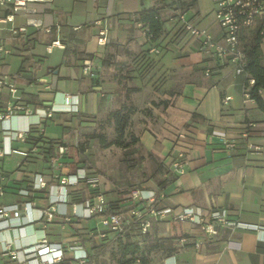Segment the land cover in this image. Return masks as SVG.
Segmentation results:
<instances>
[{
	"label": "crops",
	"instance_id": "1",
	"mask_svg": "<svg viewBox=\"0 0 264 264\" xmlns=\"http://www.w3.org/2000/svg\"><path fill=\"white\" fill-rule=\"evenodd\" d=\"M171 2L174 0L164 1ZM159 4V0H54L35 5L34 17L50 27V32L29 28L26 35L13 39L3 33L10 52L0 59V70L25 93L26 100L39 103L33 84L46 78L51 93L41 98L61 104L62 94L76 96L78 111L55 112L41 125L46 140H57L67 148L62 167L50 169L38 148L25 164L20 165V161L13 173L4 170L5 157L0 158V184L5 187L0 205L18 200L12 181L26 179L30 183L40 173L50 183L51 173L66 175L83 168L89 176L99 179L100 190L111 208H129L122 190L137 186L145 194L156 192V198L160 196L157 203L162 206L194 208L204 222L210 220L212 210H217L224 211L231 222L259 227H218L216 234L208 237L188 222L152 223L148 233L153 237L178 239L176 250L168 255L159 253L153 264H264V113L254 100L244 97L246 75L235 74L230 64L205 54L197 42L186 36L170 9L163 11V34L154 42L144 39L133 21L134 14ZM180 10L194 27L220 39L214 16L201 9L198 0L193 7ZM24 22L25 16L17 13L14 23L21 26ZM259 24L257 19L253 26ZM102 28L107 31L106 41L99 44L96 36ZM56 40L60 46L48 52L46 47ZM260 50L264 63V38ZM55 51L58 55L53 59ZM11 55L20 58L15 72L9 70L7 58ZM106 58L109 61L103 63ZM83 60L91 61L90 74H83ZM206 70L209 75H205ZM225 96L230 100L224 104ZM122 105L134 110L128 131L138 138V143L128 148H104L94 136L104 133L102 126L109 112ZM36 120V116L14 118L11 125L24 129ZM49 121L62 125L61 137L45 135ZM243 132L247 133L246 139L241 137ZM221 134L236 140L237 145L228 150ZM88 141L101 149L113 147L120 153L113 174L98 173L97 162H80L78 146L84 145L85 155ZM246 141L257 146L258 151L247 149ZM174 162L181 163V172L173 171ZM169 175L174 180L160 191L157 180ZM84 185L88 184L80 182L70 189ZM35 203L38 209L45 207L43 192L36 194ZM57 209L71 217L69 205L60 204ZM77 209L82 212L80 205ZM31 215L37 218L39 212L33 210ZM92 218L71 217L68 222L56 214L44 232L37 221L25 228L26 236L18 238L15 231L6 230L0 232V240L12 239L14 244H21L45 234L50 243L85 250L95 264V251L104 240L97 233L110 238V231L88 226L86 220ZM180 237L187 241L182 243ZM66 254L70 258L71 253Z\"/></svg>",
	"mask_w": 264,
	"mask_h": 264
},
{
	"label": "built area",
	"instance_id": "2",
	"mask_svg": "<svg viewBox=\"0 0 264 264\" xmlns=\"http://www.w3.org/2000/svg\"><path fill=\"white\" fill-rule=\"evenodd\" d=\"M54 0H0V59L10 51L6 46L3 33L7 34L8 39L16 38L19 35H26L29 28L33 30H42L50 32V27L42 25L40 18L34 17L36 14L35 5L39 3H52ZM214 9V22L218 26L221 37L219 40L207 32L205 29L194 27L186 19L185 13L176 8L173 13L183 26L188 38L197 42L201 50L210 58L217 59L220 62L228 63L233 67V72L237 75L244 73V59L239 45V36L242 28L252 26L255 21L260 20L262 33H264V0H212ZM21 12L25 16L23 25L18 26L15 22V16ZM99 23V21H97ZM140 27L141 24L137 23ZM58 28V26H56ZM106 28L98 31L97 42L103 44L106 41ZM142 36L144 35L141 33ZM59 41H53L46 47L48 52L53 47H59ZM92 64L90 60H83V74H90ZM209 75V70L205 71ZM254 81L249 78L244 83V97L253 100L250 97V89ZM34 93L40 98L39 103L34 105L25 98V93L18 89L10 79V76L0 70V158L18 154L23 160L20 165L25 164L27 158L36 151L33 147L29 151H20L12 147V142L24 143L31 126L39 127L41 132L42 122L49 119L55 112H77L76 96L62 94L63 102L56 104L54 100L41 98L44 93H51L48 80L39 78L33 84ZM264 95V91L260 92ZM230 100V96H225L222 102L225 104ZM36 116L37 120L29 124L24 129H18L11 125L14 118H27ZM241 137L246 139L247 133L243 132ZM220 139L228 150L237 145L236 140L227 139L223 134ZM246 148L258 151V147L245 142ZM68 155L67 148L58 145L52 155L47 160V165L53 171L62 167L61 159ZM173 171L181 172V163L172 164ZM52 182L48 183L40 173L34 175L33 180L27 188H20L16 191L18 200L8 204L0 205V232L13 230L18 238L26 236L25 228L32 226L39 221L42 226V232L47 225L51 223L56 214L70 221L71 217L78 219H87L97 217L99 222L107 227L110 232L123 235L133 224H136L138 234V244H142V237L148 232L152 223L164 220L172 224L191 223L198 227L200 233L208 237L216 234L218 227L241 228V229H259L258 226L248 225L241 222H231L227 219L224 211H211L209 221H203L198 212L192 207L172 208L162 206L157 203L160 196L156 198L157 193L149 191L145 194L140 188L127 189L124 193V199L129 203L128 211H115L107 203L104 194L100 191V182L96 176H89L85 169L76 168L72 173L62 175L51 173ZM80 182L87 183L95 193L81 203H72L68 193L70 188L76 187ZM43 191L46 199V205L42 209L36 208V192ZM5 194V188L0 184V197ZM144 204L140 206V204ZM69 205L71 217L66 212H59L58 205ZM137 204V206H136ZM81 206L80 212L77 206ZM33 210L39 212L37 218L31 215ZM100 239L105 238V234L98 232ZM182 243L186 238L180 240ZM0 254L7 256L8 264H60L66 253H71L70 258L74 264H93L90 256L83 249H77V246H67L61 243H50L45 234L39 239L21 244H14L13 240H0Z\"/></svg>",
	"mask_w": 264,
	"mask_h": 264
},
{
	"label": "trees",
	"instance_id": "3",
	"mask_svg": "<svg viewBox=\"0 0 264 264\" xmlns=\"http://www.w3.org/2000/svg\"><path fill=\"white\" fill-rule=\"evenodd\" d=\"M164 1L165 0H159V5L152 6L147 9H141L134 14L133 21L141 24L138 29L144 34L143 37L147 42H154L163 34L164 23L166 21L163 17L164 9H170L174 15L173 11L178 8L179 5L182 9H187L195 5V0H174V2H171L170 4H165ZM261 31L262 28L260 24L257 26L252 25L250 27L242 28L239 36V45L244 59V74L247 79L251 78L254 81V85L249 92L250 97L255 101L258 110L264 113V95H261L260 93L261 91H264V63H262V53L260 50V43L262 38H264V33ZM108 61L109 58L103 59V63ZM133 111L134 110L131 106L122 105L109 112L105 123L111 125L113 138L107 141L104 133L94 136L102 147L107 148L115 146L119 148H128L131 145L138 143V138L128 131ZM24 143L28 146L27 151L33 147L36 149L38 148V153H42L44 161L46 162L49 156L53 154L54 148L58 145H63L57 140H46L37 126L30 127ZM84 150V145L80 144L78 146V154L81 157L80 162L83 165H85L84 163L87 161L86 156L83 154ZM31 155L29 157H32ZM158 171H161V165H159ZM173 180V175H169L164 180H157L159 190H163ZM28 186L29 182L26 179L21 181H12V187L16 191L20 188H27ZM133 188H135V186H129L122 191ZM42 192L43 191L41 190L36 192V194ZM68 193L71 197L72 203H81L86 194L93 195L95 190L88 188V185H84L80 189H69ZM111 209L115 210L118 208ZM118 210L128 211L129 208L126 209L120 207ZM71 225L73 224L71 223ZM137 238L138 234L136 232V224H133L123 235L113 234L111 239L116 242L117 246L116 251L110 256L111 260H113L115 264H153L154 258L159 253L160 255H168L174 252L176 250V240H178H175V238H157L147 233L144 237H142V244L139 245ZM105 239L107 238H104V240ZM60 264L74 263L72 259L64 258Z\"/></svg>",
	"mask_w": 264,
	"mask_h": 264
},
{
	"label": "rangeland",
	"instance_id": "4",
	"mask_svg": "<svg viewBox=\"0 0 264 264\" xmlns=\"http://www.w3.org/2000/svg\"><path fill=\"white\" fill-rule=\"evenodd\" d=\"M198 6L203 9L204 11H209L208 14H211L214 16V9L215 6L212 2V0H198ZM179 9H182L181 6H178ZM58 55V52L55 51L52 55V58L55 59ZM7 61L10 64V71L15 72L17 69V66L20 62V58L16 55H11L7 58ZM103 131L106 136V140L109 141L113 138V133L110 127L103 123ZM63 132V127L61 124H56L53 121H49L47 125L45 126V135L49 138H59L61 137ZM89 143V148L88 151L86 152V157L90 163L97 162L98 166L100 169H96L97 172L100 174H113L114 171V166H117V161L120 157V153L116 151L115 148L111 147L110 149H101L95 145L92 141H88ZM18 147L19 150L26 151L27 147L25 144L20 143V142H13V147ZM22 156L19 155H13L11 157H5L4 160V170L9 173H13L19 162L22 161ZM112 167V168H110ZM107 178V177H106ZM128 188V187H127ZM135 188H139L135 186ZM134 188V189H135ZM86 223L90 227H96L99 231H108L107 227L101 225L99 222L98 218H92L86 220ZM108 237L107 239L103 240V244L99 245L97 250L95 251V257H94V263L95 264H115L113 260H111V254L116 251V242L113 241L112 232H108ZM13 236V234H12ZM1 239V236H0ZM92 246V245H91ZM1 251V250H0ZM7 257L6 256H1L0 255V264H7Z\"/></svg>",
	"mask_w": 264,
	"mask_h": 264
}]
</instances>
